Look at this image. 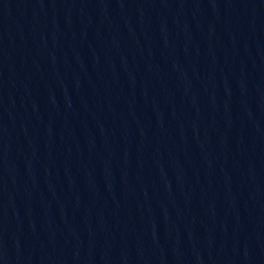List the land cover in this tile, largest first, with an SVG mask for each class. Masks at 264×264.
Segmentation results:
<instances>
[{"label":"water","instance_id":"obj_1","mask_svg":"<svg viewBox=\"0 0 264 264\" xmlns=\"http://www.w3.org/2000/svg\"><path fill=\"white\" fill-rule=\"evenodd\" d=\"M264 149V0H0V264H204Z\"/></svg>","mask_w":264,"mask_h":264}]
</instances>
